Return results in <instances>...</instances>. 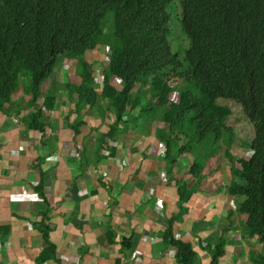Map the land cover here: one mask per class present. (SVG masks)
<instances>
[{
	"label": "trees",
	"instance_id": "obj_1",
	"mask_svg": "<svg viewBox=\"0 0 264 264\" xmlns=\"http://www.w3.org/2000/svg\"><path fill=\"white\" fill-rule=\"evenodd\" d=\"M171 2L0 0V112L7 118L14 112L28 130L42 134L44 143L57 147L59 139L48 128L54 125L50 113L56 110L58 98L48 92L43 101L39 99L43 83L58 69L60 56L68 63H78L80 79H67L70 106L62 125L78 138L86 125L83 115L113 120L93 147L96 165L116 156L119 136L134 127L147 129L141 117L149 110L146 120L164 126L154 136V148L163 145L162 161L167 162L169 175L182 163V155L195 154L189 172L175 178L179 211L165 218L167 226L162 232L163 242L176 249L178 264H201L195 243L177 236L176 222L186 218V203L205 178L207 159L225 144L232 180L223 189L238 198L234 212L241 217L229 212V224L220 230L215 244L199 240L202 249L210 248V264H221L232 238L227 234L237 221L241 236L264 247V0H180L181 25L189 40L185 61L172 51L169 42L167 8ZM104 44L111 54L101 76L96 59L90 63L86 57ZM112 78L118 80L120 89L111 84ZM191 87H197L200 95ZM20 88L26 95L17 99ZM175 93L179 94L177 101L172 99ZM100 99L107 105H97ZM230 102L242 109L253 127L250 140L243 144L250 155L230 153L236 140ZM25 107L27 114H23ZM88 146L85 143V156ZM42 163L43 157H39L40 168ZM44 176L41 171L35 191L48 203ZM191 178L196 179L194 185H189ZM98 183L99 188L112 192L103 175ZM219 185L222 189L214 183ZM205 191L213 189L205 187ZM47 210L36 223L44 244L36 260L64 264L51 236L56 226L49 206ZM4 229L9 230L0 227V235ZM129 242L123 239L124 246ZM250 257L254 264H264V250L251 251Z\"/></svg>",
	"mask_w": 264,
	"mask_h": 264
},
{
	"label": "crops",
	"instance_id": "obj_2",
	"mask_svg": "<svg viewBox=\"0 0 264 264\" xmlns=\"http://www.w3.org/2000/svg\"><path fill=\"white\" fill-rule=\"evenodd\" d=\"M68 106L69 100L65 102L66 110ZM66 113L64 112L60 119L53 118V130L48 128L54 136L55 127H58L55 130L59 139L57 147L44 143L42 134L32 140L31 135L35 131L28 130L14 112L11 118H0V181H3L0 183V197L2 194L4 196L0 198V227L9 229H4L0 235V264H40L36 257L44 244L36 223L41 220L40 213L48 211V206L51 222L56 226L51 236L58 245V256L64 264H178L176 249L168 247L162 239V232L167 226L165 218L178 211L176 200L179 199V194L177 193V198L175 187L172 186L178 170L175 168L174 173L168 176V167L162 161L163 156L159 154L160 148H154L157 143L154 136L163 124L153 123L156 126V129L152 126L153 130L152 127L149 130L134 127L119 136V151L116 156L103 159L117 160L118 167L112 166L115 175L104 177V181L112 189L110 192L103 186L99 188L98 181L103 174L98 177L93 175V172L97 173L102 168L103 160L95 164L98 159L93 147L100 133H105L102 131L103 123L101 122L98 125L100 129H94L96 132L93 133L92 126L85 122L86 125L82 127L83 134L78 138L74 131L68 128L73 132L72 137L68 138L69 149L66 152L61 151L62 140L59 131L66 128L62 125ZM17 120L21 121V124ZM4 121L9 122L5 125ZM112 122L113 120L108 118V129ZM73 141L75 148L77 147L76 152L72 151ZM132 142L136 148L134 151L130 148ZM39 143L42 144L41 150H46L43 156L39 155ZM85 143L90 147L87 156L83 153ZM50 156L59 158L55 168L61 166L63 174L52 168L55 160H47ZM132 156L140 161L142 167L135 169V166L131 167L127 163V159ZM39 157H43L42 169L38 166ZM86 157L89 165L86 164ZM147 159V163H144ZM123 162L125 166L120 168L118 164ZM65 169L69 172L66 173ZM130 169L132 171L129 172ZM41 171L45 173L44 192L48 203L35 191ZM121 172L122 178L118 181ZM163 172L172 180L168 183V189L160 186ZM114 177L115 182L111 183ZM204 179L200 185L202 187ZM158 180L159 184H152ZM98 188L100 191L93 195ZM219 190L207 193L205 189H198L186 204V218L176 222L177 236L195 243L199 257L202 256L201 263H204L206 258L205 254L203 256L200 252L205 250L200 247L199 240L202 238L205 243L212 244L211 232L217 223V220L212 221L206 217L205 199L210 196V199L215 200L219 196V199L227 202V197L225 198ZM219 199L212 207L218 206L216 204ZM219 207L222 211L224 205ZM230 211L228 208L227 213ZM229 215L228 213V218ZM226 226L227 221L224 224V227ZM223 228L214 230L217 240ZM194 232H197L196 236ZM233 232L235 230L231 231V234ZM124 238L130 239L126 246L123 244ZM43 264L57 263L48 261Z\"/></svg>",
	"mask_w": 264,
	"mask_h": 264
},
{
	"label": "rangeland",
	"instance_id": "obj_3",
	"mask_svg": "<svg viewBox=\"0 0 264 264\" xmlns=\"http://www.w3.org/2000/svg\"><path fill=\"white\" fill-rule=\"evenodd\" d=\"M167 9H168L169 16H170V19H169V27H170L169 42L171 45V49L174 53H177L179 55L180 60L185 61V53H186V50L189 46V40H188V36L184 33L182 25H181L182 7L180 4V0H172V2L168 5ZM107 27H108V25H107ZM106 30H108V29H106ZM107 47H109V46L107 45ZM108 49L109 48H106L105 44L101 45V47H99L96 51L89 52L87 54V57H86V59L90 63L93 62L94 59H96V61L99 64V73L101 76H103L105 68H107L109 63H110L108 55H110L111 52L108 51ZM78 66L79 65L77 62L68 63V62H66V60H64V56H60L59 61H58V69H57L56 73H54L55 75L53 74L54 76L52 75L53 77L46 80L42 85L43 96L39 100L43 101L46 93H48V92H53V95L58 98L57 99L58 105H57L56 110L54 112L50 113L51 117H53L55 119H57V118L60 119L61 116L63 115V113L66 112L65 111V102H67L69 100V97H70V92H69L68 88L66 87L67 79H68V81H70V80L79 81L80 80L78 77L79 76ZM65 71H66V73H64ZM111 84L118 89H120V87H121V85L117 79L115 80L112 78ZM191 86H193V85H191ZM191 89H192V87H191ZM192 90L195 94L200 95V92L197 89V87H193ZM25 95L26 94L24 93L23 88H20L18 93L15 94L16 98L17 97L20 98L21 96H25ZM76 96L77 95L74 93L73 97H76ZM26 97H27L28 101L31 100L30 95L26 96ZM149 97H150L149 92L144 93L145 100H148ZM172 99H173V101H177L179 99V94H177V93L172 94ZM230 104L234 110L233 116L231 119V124L235 129V139H236L231 146L230 153L231 154H237L238 156L250 155L248 153V148L243 144L246 143V141L248 142L250 140V138L252 136V132H253V127H252L251 123L249 122L248 118L246 117V115L243 113L242 109L235 103L230 102ZM97 105H107V102L105 100L100 99V100H98ZM10 108L12 110V107H10ZM148 111H145L146 113H143V116L141 117V119L143 120L144 125L147 126V129L152 127V126H154V129H156L155 124H151V122H152L151 119H150V121L146 120V118L149 115V113H147ZM28 112H29V109L27 107H25V109H23V114H27ZM0 118H2L3 120L7 119L6 115L1 114V112H0ZM15 120L16 119H14V121ZM83 121L89 123L90 126H92L93 133L96 132V131H94V129H100V127L98 125L101 122L103 123L101 125L102 131L103 132L108 131V124H107L108 118H106V117H103L101 120L100 118H97L93 115H83ZM8 122L9 121H7V122L4 121L5 125H7ZM18 123L21 124V121H18ZM154 123L157 124V122H154ZM103 127H105L106 129H104ZM55 128L58 129V127H55ZM60 128H64V127L60 126ZM6 129H8V128H6ZM52 129H54V128H52ZM55 130H54V135L58 136V132ZM82 130H84V128H82ZM152 130H153V127H152ZM157 130H158V128H157ZM59 134H60V139L62 140V144H61L62 150L61 151L66 152V150L69 149L68 138L72 137L73 132L68 128H64V129H60ZM38 135H39L38 133L32 132V135H31L32 140H34V139L36 140V136H38ZM37 141H39V140H37ZM41 147H42V144L39 143L38 144L39 155L43 156L46 154V150L45 151L43 149L41 150ZM130 148L132 149V151L136 150L133 142L130 144ZM159 148H160L159 154L161 156H163V154H164L163 145L161 144L159 146ZM225 149H226V145L222 144L217 149L216 154L207 159V165L205 168V172L203 174V176H206V178L204 179L205 183L203 184V187L199 185V188H198V189L204 190L205 189L204 186H207V187L211 186L213 190H218L220 188V185L218 187L217 186L215 187L214 183L217 185L219 183L222 185V189H220L219 191H221V193H223V195H225V198L227 197V202L222 201V200H224L222 198L219 199V196H218V198L216 197L215 200L210 199L211 198L210 196L205 199L206 200V206H205L206 217L210 218L212 221L217 220V223H215L216 227H214V230L217 229L218 227L223 228L225 221H227V225H228V221H229V219H228V213L229 212L227 213L228 208L232 212L236 211V209H237V202L236 201L238 198L234 197V196H229L227 190L223 189V187H227L226 185L229 184L232 180V175L230 173V161L227 158V156L225 155ZM72 151H74V152L77 151V147L75 148V146H74V141H73ZM194 157H195V154H192V153H187L185 155H182V157H180V161H182V163H179L180 165L176 168L178 170L177 174L180 177L185 176L189 172L190 165L192 164ZM163 158H164V156L162 157V159ZM47 160H55V164L53 165L52 168H55L56 166H58L57 162H59V158L49 157ZM147 161H148V159L145 160L144 163H147ZM164 162L166 164L165 166L167 167V162L166 161H164ZM127 163H129L131 165V167H132V165L135 166V169L138 166L142 167L140 161L137 160L136 157H133V156L129 157V160L127 159ZM118 165L120 166V168L124 167L125 162H123L122 164L119 163ZM112 166H117V160L116 159H113V161L112 160L111 161L103 160L102 168L100 169V171L97 173L93 172L94 177H98L101 173L103 174L104 177H108V178L114 176L115 174L112 170ZM145 167H147V165ZM54 170H57L59 174H63V172H64V170H63V168H61V166L58 168H55ZM130 171H132V170L130 169L129 172ZM68 172H69V170L67 169L66 173H68ZM127 174H128V171H127ZM168 176H169V173H168ZM168 176H166L165 172L161 173L162 184H160V186L162 188H165V189L169 188L168 183L171 182L172 180L171 179L169 180ZM121 178H122V172L120 173V177H119L118 181H120ZM186 179H188V177H186ZM9 180H12V179H9ZM189 180H190L189 181L190 185H194L196 183L195 178H192ZM2 182L3 181H0V183H2ZM113 182H115V177L111 180V183H113ZM172 182H173L172 186L175 187V195L177 196L178 195L177 194L178 190L176 189L177 182H176V180L172 181ZM152 184L153 185L159 184V180L152 182ZM207 187H206V189H207ZM153 189H154V187H152V190ZM169 190H171V189H169ZM203 195H205V194H203ZM3 197L4 196L2 194V196L0 198H3ZM177 198H178V196H177ZM218 199H219V202L216 204L218 206L212 207L214 202L217 201ZM176 202H177L178 211H179V205H178L179 199H178V201L176 200ZM221 204L224 205V208L222 209V211L220 210V207H219ZM234 214L238 215L239 212L238 211L234 212ZM239 216L241 217L240 214H239ZM218 220H220L221 222L219 223ZM198 222H200V220H198ZM208 223H210V222H208ZM238 226H239V224L237 221V222H235V227H234L235 232H233L232 234H231V232H229L227 234V236H230L232 238H230V242L226 248L228 254H226V256L224 258H222L221 264H254V262L252 261V259L250 257V252L256 251V252L260 253L264 250L263 245L261 243L259 244L258 241H255L253 239L250 240L248 237H244V235L241 236V234H242L241 233V227H238ZM20 227H22V225H20ZM214 230H212V232H211L212 244H213V242L217 241L216 234L214 233L215 232ZM193 231H194V229H193ZM194 235L196 236L197 232L196 233L194 232ZM198 237L199 236H197V238ZM204 237L205 236H203V238ZM204 249H205V252L204 251H200V252L203 254V256L205 254L206 261H204V263H201V264H210L211 259H212V257H211L212 254H211L210 248H207V249L204 248ZM236 255H237V257H236ZM200 257H202V256H200ZM24 258H26V256ZM224 260H227V261L225 262Z\"/></svg>",
	"mask_w": 264,
	"mask_h": 264
}]
</instances>
